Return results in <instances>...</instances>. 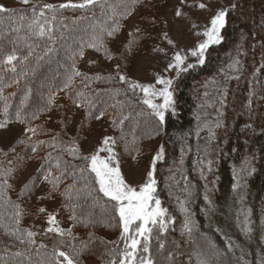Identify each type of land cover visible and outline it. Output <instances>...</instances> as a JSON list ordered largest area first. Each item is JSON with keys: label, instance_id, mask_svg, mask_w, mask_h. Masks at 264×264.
Returning a JSON list of instances; mask_svg holds the SVG:
<instances>
[{"label": "trees", "instance_id": "trees-1", "mask_svg": "<svg viewBox=\"0 0 264 264\" xmlns=\"http://www.w3.org/2000/svg\"><path fill=\"white\" fill-rule=\"evenodd\" d=\"M157 4L100 0L85 8L48 9L37 0L0 13V120L36 130L0 147V264H49L57 251L76 264L119 263L123 240L116 202L99 191L89 161L83 159L89 157L83 141L101 117L110 123L118 160L145 161L152 153L147 142L162 138L164 160L157 163L155 176L162 204L173 216L166 238L176 242L171 248L175 264H199L194 232L208 235L222 251L241 240L234 167L246 157L253 168L243 202L256 216L264 213V0H234L223 42L209 48L203 65L175 79L176 110L167 113L163 124L103 67L110 55L121 72L132 70L139 50L149 48L162 27ZM129 12H139L131 31L124 27ZM241 30L246 32V52L241 71L227 82L221 122L195 139V110L205 82L218 71L224 48ZM120 34L125 40L114 50ZM96 36L104 43L99 51L89 47ZM9 55L16 57L11 64L6 63ZM86 55L90 69L80 72ZM70 148L78 149L80 158L70 155ZM42 182L43 191L35 196ZM208 183H213L209 211L202 199ZM54 209L63 236L44 230ZM29 231L34 244L27 242ZM252 238L264 249V228L257 226Z\"/></svg>", "mask_w": 264, "mask_h": 264}, {"label": "rangeland", "instance_id": "rangeland-1", "mask_svg": "<svg viewBox=\"0 0 264 264\" xmlns=\"http://www.w3.org/2000/svg\"><path fill=\"white\" fill-rule=\"evenodd\" d=\"M157 2V11L161 15L163 24L160 29L159 34H156L151 46L147 49H140L134 58V66L132 70L128 73L121 72L118 69V65L114 60L109 59L104 62V70L111 72L119 81V76L123 75L127 78L126 82H121L125 87L129 89L132 95L143 103L145 99L144 93L140 88L133 89L129 86V82H136L142 85H153L157 90L162 89L164 85L157 84V77H162L164 79H171L174 81L177 76L182 72H177L175 68H169L168 65L171 62L172 54L175 50H181L183 54L187 55L188 58L185 61L184 67L186 70L189 68L187 65L192 64L194 66H199L197 62V57H192L188 53L190 50L194 49L199 43L203 42L206 37L203 36V32L206 27H210L211 18L219 10H227L234 4V0H189V3L193 2H203L208 5L206 9H199L198 7H187L181 5L180 0H153ZM37 0H29V3L24 4L21 0H0V5L5 8H12L16 6H28L33 5ZM45 5L60 6L62 4H81L84 0H42ZM182 8L183 12L186 14L182 17L175 16V10L177 8ZM139 17V12L132 14L125 22L124 27L126 30L131 31L134 25L137 23ZM227 18V17H226ZM196 25V27H193ZM223 30V29H222ZM221 30L222 40L218 44H212L209 46L220 45L224 36ZM149 32H152L151 30ZM167 32L168 37L175 41L177 48L173 49L166 40L163 39V33ZM197 33H200L198 35ZM246 32L241 30L237 38L231 41L223 50L221 60L219 63L218 71L210 76L204 85V89L201 93L200 100L195 110V139L203 132L207 130L211 132L214 128L221 122V113L223 106V97L226 94L227 82L230 77L239 74L242 69L244 55L246 52ZM125 40V36L120 34L116 37L113 49L118 50L121 43ZM161 48L165 52H158L155 49ZM207 49L205 53V59L207 57ZM89 55H86L83 60V64L80 65L79 71H89L90 67L88 65ZM185 70V71H186ZM170 88L173 93L174 100V88ZM153 103L160 104L163 103V99L159 97H153ZM144 104V103H143ZM148 110L153 113V110L144 104ZM175 102L172 108L165 112V116L169 111H175ZM0 124H6V127L0 128V147L8 146L17 137L27 133L28 127L23 126L17 122H8L0 120ZM113 131L111 130L110 123L107 122L104 117H101L97 121L92 123L90 134L83 141V149L89 158L93 154H97V150L103 147V140L106 137L113 138ZM147 147L152 150L150 157L145 161H126L118 160L114 154V148L110 142L108 147L112 149L111 155H114L115 159L112 161V166H115L118 162L120 172L125 179L126 183L130 186L139 190V186L143 185L147 180V173L152 170L153 160L163 149L162 158L155 161V169L158 162L164 160V148L162 138H157L152 141L147 142ZM100 158L109 159L110 153L108 151H102L98 153ZM253 168V160L250 157L244 158L237 166L234 167V189L238 201L240 202V207L237 211V224L239 226V231L241 233V240L234 239V245L228 244L229 248L227 251H222L210 240L209 236L201 232H192L191 228H187L190 233H193L192 244L194 245V252L196 253V259L199 264H264V249L256 244L255 239L252 238V233L255 232L257 226L259 230L264 228V213L256 216L254 214V209L243 202L246 196V178L251 173ZM154 178L156 180L155 171ZM45 182H42L35 196H39L44 188ZM213 183H208L204 187L202 193V199L204 206L208 209L211 208L212 199L210 188ZM156 192L155 197L161 201L160 195L158 193V186L156 180ZM161 207L167 209V215L165 217V223L167 228L165 231H161L159 226H152L151 238L149 243V252L143 253L140 251L142 249L145 241L137 235L135 229L139 222L131 225V230L128 234L121 239L123 240V247L119 263L124 260L126 252L131 251L130 247L126 245L130 244V239L128 237L136 238L141 241L138 245V250L136 253L137 259L135 264H140L141 257H146L151 259L152 264H175V258L171 252V248L174 247L173 243L169 242L166 238V232L173 222V216L170 214L168 207L162 204ZM211 210V209H210ZM50 214H54L56 217V210L50 211ZM247 215L248 224L247 227L250 231L244 230L245 216ZM57 226V225H52ZM50 227L48 221L45 225V231ZM123 231V229H122ZM54 233V232H49ZM163 245L161 248L160 245ZM171 246V247H170ZM85 264H94L92 261H88ZM127 264V261L125 262Z\"/></svg>", "mask_w": 264, "mask_h": 264}, {"label": "snow or ice", "instance_id": "snow-or-ice-1", "mask_svg": "<svg viewBox=\"0 0 264 264\" xmlns=\"http://www.w3.org/2000/svg\"><path fill=\"white\" fill-rule=\"evenodd\" d=\"M22 3L27 4L29 3V0H21ZM100 0H84V3L81 4H62L60 5L61 8L66 7H73V8H85L87 6L97 4ZM181 5L187 6V7H198L199 9L203 10L208 8V5L203 2H193L189 3V0H180ZM46 8L52 9V5H45ZM7 9L0 5V13L6 12ZM113 14H115V9L112 10ZM227 10H219L210 20V27H206L205 31L202 33L203 36L206 37V39L199 43L194 49L190 50L188 53L192 57H197V62L201 65L205 62V53L210 45L212 44H218L221 42V30L226 26V17H227ZM41 16H43V12L40 13ZM128 15H131V12L128 13ZM186 14L183 12L182 8H177L175 10V16L176 17H182ZM23 19V17H21ZM155 23V21H153ZM33 24H36L39 26V21L34 20ZM31 26V25H30ZM193 27H196V25H193ZM117 31V29H113L112 31L108 32L109 36H112L114 32ZM39 34L44 35V29L42 27L39 28ZM200 35V33H197ZM50 39L52 37H49ZM163 39L167 41V43L173 47V49H176V43L172 39L168 37V33H163ZM89 47H94L96 50H101L104 48L103 40L100 36L94 37L93 43L89 45ZM155 51L158 52H165L164 49L157 48ZM79 55L83 56V49H81ZM165 55L167 53L165 52ZM108 58L111 59V56L108 55ZM188 56L183 54L181 50H175L172 54L171 62L169 63V68H175L177 72L185 71L186 68L184 67L185 61L187 60ZM16 59L15 55H9L7 56L6 63L11 64ZM74 67V66H73ZM188 68L194 67V65L189 64L187 65ZM74 75L79 76L81 73L79 71H74ZM119 79L121 82H126L127 78L123 75L119 76ZM71 83V78L69 79V84ZM157 84L164 85L162 89L157 90L153 85H142L136 82H129V86L133 89L140 88L145 96V99L143 100V103L146 104L149 108L153 110V114L158 118L161 124L165 122V112L172 108L174 104L173 100V93L170 91V88L172 87L173 81L171 79H164L162 77H157L156 79ZM67 87V85H66ZM153 97H159L163 99V103L156 104L153 103ZM51 100V98H50ZM79 106V105H77ZM6 110V109H5ZM99 118V117H98ZM6 127V124H0V128ZM27 131L32 132L35 134V129L29 128ZM22 142V141H21ZM114 144L115 141L111 137H106L103 140V147L99 148L97 150V154H93L90 158L89 157H83V159L88 160L89 164L88 167L92 173L95 174V183L99 185V191L103 194L104 197H107L111 201H115V208L119 216L120 223L122 225V238L125 237L126 234H128L131 230V225L136 224V222H139L137 225L135 232L139 237H141L145 243L140 249L143 253L149 252V241L151 238V232L152 227H149V225L152 226H159V229L161 231H165L167 228V225L165 223V217L167 215V209H164L161 207V201L157 199L154 195L156 192V180L154 178V171H155V161L162 158L163 155V149L161 148L160 152L157 154V156L153 160V167L152 170H150L147 173V180L146 182L139 186V190L137 191L136 188L130 186L128 183H126L125 179L123 178L119 164L116 163L115 166H112V161L115 159L114 155H111L112 149L108 147L109 143ZM55 147V145H53ZM35 147L33 148V151H35ZM69 154L73 155L74 158H80L76 155L78 152V149L76 148H70L68 149ZM102 151H108L110 153L109 159H102L99 156V152ZM57 167H59V164H57ZM81 172L84 171V169H80ZM2 174V172H0ZM50 174V173H49ZM45 180H48V175H45ZM50 183H53V188L56 187V184L53 181H49ZM27 187V186H26ZM18 207V206H17ZM46 210L44 208H40L39 212L43 213ZM17 217H19V212L16 213ZM74 218V217H73ZM18 222V220H17ZM48 224L50 227L47 228L48 232H55L58 235L63 236L65 234V231L61 229L58 226H52V225H58V221L56 220V217L54 214L48 215ZM248 220L247 215L245 216L244 221V230L250 231V229L247 227ZM185 227L187 228L188 225L186 223ZM190 230V229H189ZM15 234V233H13ZM68 235H71V232L69 230ZM27 242L28 243H35L33 237L34 233L27 232ZM19 238V237H18ZM130 239V244L126 245V247H130L131 251L126 252L124 260L121 261V264H125L127 261V264H135V261L137 259L136 253L138 250V245H140L141 241L136 238L128 237ZM21 243H25L24 240L20 241ZM41 247H46L45 245H41ZM160 247L162 248L163 245L161 244ZM16 255H21L20 253H16ZM63 257V261H61L59 258ZM76 264V261L73 257L68 255L67 253L63 251H57L55 255L52 257V261L49 262V264ZM140 264H152L151 259H148L146 257H141Z\"/></svg>", "mask_w": 264, "mask_h": 264}]
</instances>
